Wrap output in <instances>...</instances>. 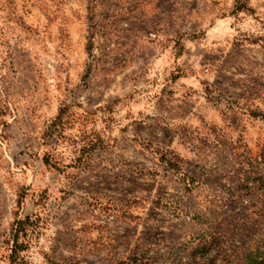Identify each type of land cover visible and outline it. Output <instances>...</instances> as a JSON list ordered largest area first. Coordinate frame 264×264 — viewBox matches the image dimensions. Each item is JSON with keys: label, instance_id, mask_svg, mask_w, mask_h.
I'll list each match as a JSON object with an SVG mask.
<instances>
[{"label": "rangeland", "instance_id": "374dc122", "mask_svg": "<svg viewBox=\"0 0 264 264\" xmlns=\"http://www.w3.org/2000/svg\"><path fill=\"white\" fill-rule=\"evenodd\" d=\"M260 179L264 0H0V264H242Z\"/></svg>", "mask_w": 264, "mask_h": 264}, {"label": "trees", "instance_id": "16d2710c", "mask_svg": "<svg viewBox=\"0 0 264 264\" xmlns=\"http://www.w3.org/2000/svg\"><path fill=\"white\" fill-rule=\"evenodd\" d=\"M250 182V178L247 179V183ZM260 187H264V180L260 179V182H258ZM221 242L218 240L217 237H212L211 240L205 241L204 244L199 246L197 250L195 251L193 255V259L196 261L199 257L198 255H202L204 257L212 256V253L215 251V249H220ZM22 250V246L18 242V231L16 232L14 236V247L12 249V255H11V261L12 264L18 263V253ZM244 262L242 264H264V242L256 251L249 252L245 254L244 256ZM204 261L207 260L208 263H217V260L215 258H202ZM219 259V258H216Z\"/></svg>", "mask_w": 264, "mask_h": 264}]
</instances>
